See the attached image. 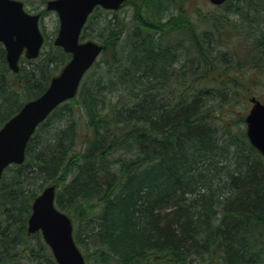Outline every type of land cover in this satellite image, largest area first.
Segmentation results:
<instances>
[{"label":"trees","instance_id":"16d2710c","mask_svg":"<svg viewBox=\"0 0 264 264\" xmlns=\"http://www.w3.org/2000/svg\"><path fill=\"white\" fill-rule=\"evenodd\" d=\"M263 2L228 1V10L248 24L247 34L256 39L260 57L250 66L260 71ZM125 4L135 7L140 21L143 15V29L106 17L116 12L94 9L80 41L90 40L93 15L105 19L95 30L103 46L99 60L76 96L37 127L24 163L3 172L0 264H56L40 233H27L32 202L47 183L56 188V208L72 213L73 239L86 264H264V159L243 130L233 133L203 115L206 102L218 97L238 104L244 87L234 81L221 88L224 83L210 76L203 88L186 94L169 70L179 56L161 45L162 30L180 24L171 18L159 24L173 15L170 0ZM181 20L191 25L186 16ZM48 39L44 34L39 56L22 58L15 74L7 69L0 44V127L42 94L69 60ZM124 44L131 47L126 56L120 54ZM199 50L205 70L212 60ZM105 132L121 143L120 150L129 145L138 158L137 165L123 169L121 179L114 173L122 161L107 157ZM91 202L99 208L87 210Z\"/></svg>","mask_w":264,"mask_h":264},{"label":"water","instance_id":"95a60500","mask_svg":"<svg viewBox=\"0 0 264 264\" xmlns=\"http://www.w3.org/2000/svg\"><path fill=\"white\" fill-rule=\"evenodd\" d=\"M125 0H50L47 11L57 13L59 28L53 41L71 55L60 73L53 77L46 90L22 108L0 128V179L9 165H20L25 160L27 143L36 127L60 104L75 97L86 71L102 51L92 41L79 43L82 27L93 9L118 10ZM225 0H209L221 5ZM39 15L23 10L21 2L0 0V43L4 45L6 62L13 72L18 71V60L24 52L27 59L37 58L43 44L38 28ZM244 118L246 137L250 145L264 158V103L254 96ZM55 187L47 186L34 199L27 222V233L40 232L50 248L56 264H86L74 243L72 223L54 206Z\"/></svg>","mask_w":264,"mask_h":264},{"label":"rangeland","instance_id":"374dc122","mask_svg":"<svg viewBox=\"0 0 264 264\" xmlns=\"http://www.w3.org/2000/svg\"><path fill=\"white\" fill-rule=\"evenodd\" d=\"M20 1L25 4L26 10L34 14L39 13L42 15L40 22L41 30L43 34L49 38L48 40L52 41L58 28V18L56 14L45 11L44 0ZM231 7L232 6H230L228 2L222 6L216 7L211 5L208 0H174L172 9L176 12L178 10L181 14L180 17L186 16L190 20L191 25L189 27L180 26V24L174 27L167 26L162 30V33L164 37L170 41L172 49L180 47L177 66H182V69L179 70V68L176 67L174 73L175 80H177V87H181L183 91H186V94L190 93L194 87L198 89L203 88L204 85L209 82L205 81V79L210 76L215 79V82L224 83L221 88H229L230 85L235 84H240L244 87L239 90L241 91L239 103L244 102L242 100L245 98L244 105L229 102L227 98L221 101L217 99L214 105L211 104L212 107L209 108L210 112L208 113V117L211 118L216 125H225L226 127H230L233 133H237L240 130L245 132L243 118L250 107L248 99L251 96H255L260 101L264 102V80H260L264 71H260V67L252 69L253 67L250 66L254 63L251 60L253 58H255L256 61L253 65H258L260 50L257 49L255 37H251L247 34L248 24L245 22L246 20L243 24L240 16L228 10ZM260 9L264 13V4L260 5ZM135 13L136 9L133 5L124 4L113 14L114 16L107 15L106 17L111 18L114 22L115 20L124 21L127 28L131 29L133 27L132 30H137L139 28L138 26L141 28L144 27V22L142 20L143 15L141 14L142 18L140 21V18H136ZM102 22L105 23V19L98 15H93L90 19V28L92 29L89 35L91 36L90 40L99 44H101V37H97L99 34L95 32V30L99 27V23ZM262 22L261 26L264 28V19ZM176 23L177 21L173 22V24L177 25ZM149 31L150 35L157 36L153 29ZM192 34L197 37L199 42H195L194 44L193 41H191L190 38ZM207 37H209V41ZM200 39L203 41L201 42ZM199 47H201L203 53L207 55L208 60H212L213 63L208 64L205 70L203 68V61L200 58L198 59L200 56H198L200 51ZM227 58L232 62L230 66L226 64L229 62ZM236 66L242 67L241 70L234 71ZM217 71H220V73L217 74ZM233 71L235 72L234 74ZM236 76L240 79H235ZM249 79L251 82L247 83ZM234 81L235 84H233ZM49 185H52V183H47L44 187ZM97 207L98 203L91 202L88 204L87 210L95 211ZM71 214L72 213H68L67 215L73 222L74 218Z\"/></svg>","mask_w":264,"mask_h":264},{"label":"bare ground","instance_id":"6f19581e","mask_svg":"<svg viewBox=\"0 0 264 264\" xmlns=\"http://www.w3.org/2000/svg\"><path fill=\"white\" fill-rule=\"evenodd\" d=\"M170 2H171V5L173 7L174 0H170ZM46 12H53V11L52 10H50V11H47L46 10ZM172 14H173L172 16H169V15L164 16L162 18V20H160L159 24L162 25L167 20L173 19L172 20V23L174 21H179L180 22V26H185V23H182V20H181V17H180L181 14L179 13L178 10H177V12L173 10ZM169 18H171V19H169ZM186 27H189V26H186ZM147 28L149 29V27H147ZM190 39H191V41H193L194 44H195V42H199L198 39H197V37L194 36V34H192V36H191ZM161 40H162L161 45H166V46L172 47V45H170V41H168V39H166L164 37V35L161 37ZM200 41H202V39H200ZM121 44L123 45V43H121ZM100 45L102 46V44H100ZM133 45H135V44H133ZM174 51L178 55V52L180 51V47L174 48ZM127 52H131V47L129 46V44H124V46H122L121 49H120V54L122 56H126V53ZM178 62H179V60L173 59V61L169 65L170 66L169 70H171V71L174 72L175 68L178 67L177 66L178 65ZM181 67L182 66L178 67L179 70L182 69ZM136 82H137V80H136ZM104 93L106 94L107 91L103 92L102 94H104ZM222 99H224V98L218 97V100L221 101ZM211 104L214 105V101H212V102L211 101H207L206 102V107H205V110L203 111V115H204L205 118H207L209 116L208 113L210 112L209 108L212 107ZM244 118H245V116H244ZM244 118H243V121H244ZM105 135L108 137V140H109V143L107 144L109 149L106 151L107 157L114 158V156H116V157H119V158H114V161L117 160V159H119V161H122L120 163V166H121L120 170L117 173H114L115 176H116V178H120L121 179V177H122L121 176V173H122L123 169H126L127 170V169L133 167L134 165H137V162H139L138 161V158L136 157L134 150L129 152V149H130V146L129 145L128 146L126 145V147H125L126 150H123V149L120 150L121 143L119 144V142L115 141V139L109 133L105 132ZM245 136H246V133H245ZM246 139H247V137H246ZM247 141H248V139H247ZM110 174H112V173H110ZM99 206L100 205H98L97 209L99 208Z\"/></svg>","mask_w":264,"mask_h":264},{"label":"flooded vegetation","instance_id":"af4514ba","mask_svg":"<svg viewBox=\"0 0 264 264\" xmlns=\"http://www.w3.org/2000/svg\"><path fill=\"white\" fill-rule=\"evenodd\" d=\"M230 1V0H229Z\"/></svg>","mask_w":264,"mask_h":264}]
</instances>
